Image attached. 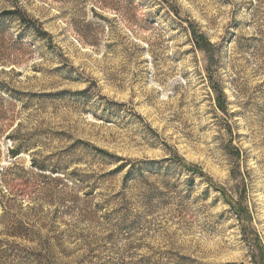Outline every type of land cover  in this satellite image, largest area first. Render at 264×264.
<instances>
[{
    "label": "rangeland",
    "instance_id": "obj_1",
    "mask_svg": "<svg viewBox=\"0 0 264 264\" xmlns=\"http://www.w3.org/2000/svg\"><path fill=\"white\" fill-rule=\"evenodd\" d=\"M0 264H264V0H0Z\"/></svg>",
    "mask_w": 264,
    "mask_h": 264
},
{
    "label": "trees",
    "instance_id": "obj_2",
    "mask_svg": "<svg viewBox=\"0 0 264 264\" xmlns=\"http://www.w3.org/2000/svg\"><path fill=\"white\" fill-rule=\"evenodd\" d=\"M13 14L17 15L18 19L20 20V22H22L24 25L26 26H30L35 32L37 35L39 36H43L46 34L45 31H43L41 28L37 27L35 25V23H33V21L31 19H28V17L26 15H23L21 12H19V10H13L11 11ZM195 38V43L200 47V48H203L206 52H208V46L209 44L206 43L205 41L203 42V39H202V36H199V35H196L194 36ZM215 94H216V99H217V102H218V105L219 106H222L221 103H220V99L221 97H224V92H223V89L222 87H220V84L217 83V87H212ZM225 97L223 98V105L225 104ZM221 108V107H220ZM241 213V212H240Z\"/></svg>",
    "mask_w": 264,
    "mask_h": 264
}]
</instances>
